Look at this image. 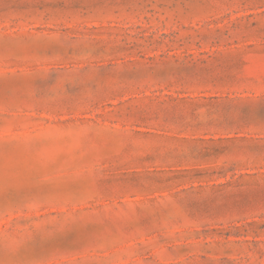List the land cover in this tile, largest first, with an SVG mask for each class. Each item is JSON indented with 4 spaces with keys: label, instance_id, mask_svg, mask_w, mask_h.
<instances>
[{
    "label": "rangeland",
    "instance_id": "1",
    "mask_svg": "<svg viewBox=\"0 0 264 264\" xmlns=\"http://www.w3.org/2000/svg\"><path fill=\"white\" fill-rule=\"evenodd\" d=\"M0 264H264V0H0Z\"/></svg>",
    "mask_w": 264,
    "mask_h": 264
}]
</instances>
